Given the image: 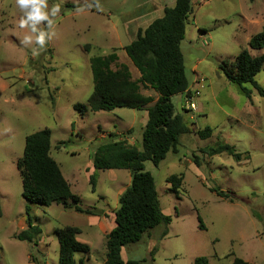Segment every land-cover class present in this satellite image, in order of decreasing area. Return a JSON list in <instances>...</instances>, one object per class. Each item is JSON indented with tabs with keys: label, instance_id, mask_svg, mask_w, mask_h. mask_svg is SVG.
<instances>
[{
	"label": "rangeland",
	"instance_id": "374dc122",
	"mask_svg": "<svg viewBox=\"0 0 264 264\" xmlns=\"http://www.w3.org/2000/svg\"><path fill=\"white\" fill-rule=\"evenodd\" d=\"M47 2L49 10L60 6L54 18L55 35L39 55H33L36 45L21 43L31 33L19 27L22 13L15 0H0V264H57L54 231L67 227L79 229L77 241L90 249L88 255H76V261L105 264V236L114 225L118 197L129 186L130 174L98 171L93 188L91 156L99 144L112 140H126L141 150L145 110L121 108L80 116L73 105L85 104L92 94V57L115 52L131 79H137L139 73L123 47L131 41L132 29V20L125 17L134 16L142 1ZM73 4L89 7L69 8ZM191 6L180 45L189 89L171 98L175 113L180 104L179 114L190 131L179 137L176 153L169 152L158 166L144 163L154 179L161 211L171 223L122 247L121 257L139 264H192L200 256L209 264H232L235 258L264 264V98L250 84L243 85L251 91L246 98L219 69L221 62H233L243 50L252 56L261 54L250 50L248 41L264 25V0H191ZM160 15L149 14L141 25ZM41 27L47 31L46 25ZM254 81L264 89V65ZM140 93L152 99L149 105L158 97L149 88L141 87ZM188 97L194 110L184 107ZM205 127L211 128V134L200 137L197 132ZM42 129L50 130V157L79 198L77 206L97 216L58 204L30 205L32 223L41 229L34 245L15 239L27 228L16 163L25 137ZM222 144L233 146L239 161L226 153L206 155ZM179 174L183 181L175 194L166 180ZM211 188L228 194L232 202Z\"/></svg>",
	"mask_w": 264,
	"mask_h": 264
},
{
	"label": "trees",
	"instance_id": "16d2710c",
	"mask_svg": "<svg viewBox=\"0 0 264 264\" xmlns=\"http://www.w3.org/2000/svg\"><path fill=\"white\" fill-rule=\"evenodd\" d=\"M173 7H166L160 18L154 19L144 29L137 31L136 37L123 48L128 59L139 73L136 80L125 64L118 63L115 52L106 56L89 59L93 90L85 104H74L73 109L84 116L88 112H111L115 109L145 110L146 123L142 131V149L129 144L126 140H112L97 146L91 156L93 173L89 183L94 188L95 174L105 170H125L130 174V184L118 197V208L113 213V228L105 236V264H139L129 260L123 262L121 249L138 243L142 237L155 227H167L171 218L164 215L160 208L154 179L144 170V163L150 161L158 166L166 155L176 153L179 137L189 133L181 114L176 110L171 98L188 90L189 84L184 70V58L180 45L185 35L186 20L191 13V0H174ZM95 3L93 2V5ZM89 4H73L69 8L79 9ZM248 48L261 52L252 56L243 50L233 62L223 61L219 69L225 79L238 86L246 98L251 91L243 87L250 84L258 95L264 98V89L254 81L264 65V25L260 32L248 41ZM152 89L157 94L156 101L140 93V88ZM200 137H209L211 128L198 131ZM50 130L42 129L25 137L22 157L16 168L21 177V196L26 202L25 214L27 228L15 237L37 245L41 235L39 226L32 223L30 205H62L73 207L75 212L97 216L91 210H82L77 206L79 198L73 195L57 164L50 157ZM209 157L226 153L236 161L240 154L228 144L217 145L206 152ZM194 161V160H193ZM196 165L198 163L194 161ZM172 191L177 194L183 181V175H172L166 180ZM218 197L229 199L230 196L215 188L210 189ZM2 210L0 206V218ZM199 226L202 228L198 217ZM58 245L57 264H83L75 260L76 255H88L89 247L77 241L80 230L74 227L54 231ZM166 235V231L162 236ZM152 254V252H151ZM192 264H209L206 257H196ZM232 264H252L235 258Z\"/></svg>",
	"mask_w": 264,
	"mask_h": 264
},
{
	"label": "clouds",
	"instance_id": "9594fccd",
	"mask_svg": "<svg viewBox=\"0 0 264 264\" xmlns=\"http://www.w3.org/2000/svg\"><path fill=\"white\" fill-rule=\"evenodd\" d=\"M15 4L22 13L19 27L28 29L31 33L25 35L21 43L25 47L35 44L36 47L32 48L33 55H39L47 41L55 35L54 18L60 12V6L55 5L49 10L47 0H15ZM41 25H46L47 31Z\"/></svg>",
	"mask_w": 264,
	"mask_h": 264
},
{
	"label": "crops",
	"instance_id": "0c3cea01",
	"mask_svg": "<svg viewBox=\"0 0 264 264\" xmlns=\"http://www.w3.org/2000/svg\"><path fill=\"white\" fill-rule=\"evenodd\" d=\"M142 1V5L137 7V12L136 14L133 16V15H127L125 18H127L128 20H132L131 24H132V29L129 28V36H130V40L133 41L136 37V34H137V31L139 29H144L145 27H147L154 19L156 18H160L162 15H163V10L164 8L166 7H173L174 6V3L175 1L174 0H167V4L166 3H163V0H141ZM155 12H158V14L160 15V12H161V15L154 18L150 23L148 22L147 24H145L144 26L141 25V22L143 21L144 23H146V20L148 18V15L151 14V13H155ZM140 22V23H139ZM127 25H125V28L123 30H125L127 28ZM130 41V42H131ZM129 42V43H130ZM128 43V44H129ZM127 44V45H128ZM126 45H124L125 47ZM123 47V48H124ZM139 77V75H138ZM137 77V78H138ZM189 89V88H188ZM146 119H147V113L145 111V121H144V125L146 123ZM93 170V167H91V171L92 172ZM111 218V217H110ZM113 228V226L111 225L110 227V230ZM110 232V231H109ZM108 232V233H109ZM121 255V253H120ZM122 259V257H121ZM123 261V260H122ZM124 262V261H123Z\"/></svg>",
	"mask_w": 264,
	"mask_h": 264
},
{
	"label": "built area",
	"instance_id": "2783aa9c",
	"mask_svg": "<svg viewBox=\"0 0 264 264\" xmlns=\"http://www.w3.org/2000/svg\"><path fill=\"white\" fill-rule=\"evenodd\" d=\"M184 104H185L184 105L185 108H188L190 110H194L195 109V105L192 102L191 97L186 98L185 101H184Z\"/></svg>",
	"mask_w": 264,
	"mask_h": 264
},
{
	"label": "water",
	"instance_id": "95a60500",
	"mask_svg": "<svg viewBox=\"0 0 264 264\" xmlns=\"http://www.w3.org/2000/svg\"><path fill=\"white\" fill-rule=\"evenodd\" d=\"M178 108H179V110H178L179 112H178V113H180V111H181V107H180V104H178Z\"/></svg>",
	"mask_w": 264,
	"mask_h": 264
}]
</instances>
